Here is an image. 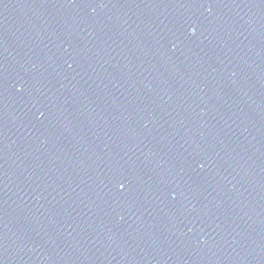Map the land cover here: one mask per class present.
Here are the masks:
<instances>
[{
  "label": "water",
  "instance_id": "obj_1",
  "mask_svg": "<svg viewBox=\"0 0 264 264\" xmlns=\"http://www.w3.org/2000/svg\"><path fill=\"white\" fill-rule=\"evenodd\" d=\"M0 264H264V0H0Z\"/></svg>",
  "mask_w": 264,
  "mask_h": 264
},
{
  "label": "snow or ice",
  "instance_id": "obj_2",
  "mask_svg": "<svg viewBox=\"0 0 264 264\" xmlns=\"http://www.w3.org/2000/svg\"><path fill=\"white\" fill-rule=\"evenodd\" d=\"M121 189H123V185H121Z\"/></svg>",
  "mask_w": 264,
  "mask_h": 264
}]
</instances>
